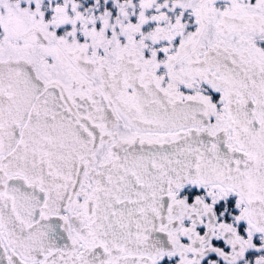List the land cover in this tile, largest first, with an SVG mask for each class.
Returning a JSON list of instances; mask_svg holds the SVG:
<instances>
[{
    "label": "snow or ice",
    "instance_id": "1",
    "mask_svg": "<svg viewBox=\"0 0 264 264\" xmlns=\"http://www.w3.org/2000/svg\"><path fill=\"white\" fill-rule=\"evenodd\" d=\"M0 264H264V0H0Z\"/></svg>",
    "mask_w": 264,
    "mask_h": 264
}]
</instances>
